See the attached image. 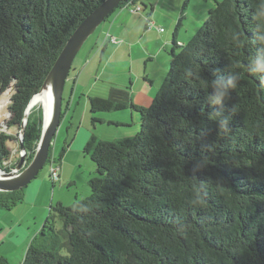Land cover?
Wrapping results in <instances>:
<instances>
[{
    "label": "trees",
    "instance_id": "1",
    "mask_svg": "<svg viewBox=\"0 0 264 264\" xmlns=\"http://www.w3.org/2000/svg\"><path fill=\"white\" fill-rule=\"evenodd\" d=\"M103 1L0 0V91L15 83L10 127L21 128L67 40ZM262 3L216 0L186 44L174 40L170 68L149 106L115 86L107 97L89 98L93 113L139 112L141 129L116 141L90 138L85 151L97 166L91 194L53 205L21 264H264V80L249 70ZM125 6L142 10L134 0L117 9ZM233 69L239 79L221 109L230 117L223 130L209 82ZM8 102L0 100V123ZM41 107L32 108L25 127L26 165L41 137ZM10 139L0 130L2 168ZM47 163L60 175L52 146ZM23 197L24 188L0 191V207L12 209ZM0 264H9L2 254Z\"/></svg>",
    "mask_w": 264,
    "mask_h": 264
},
{
    "label": "crops",
    "instance_id": "2",
    "mask_svg": "<svg viewBox=\"0 0 264 264\" xmlns=\"http://www.w3.org/2000/svg\"><path fill=\"white\" fill-rule=\"evenodd\" d=\"M213 1L134 0L136 4L142 5L141 11L133 12L126 6L117 9L111 18L103 23L99 42L102 35L105 36L108 33L116 37L118 41L114 43L105 39L102 45L96 46L92 52H89L90 55L85 60L80 57L76 66L77 70L72 78L74 81L68 100V109L73 105L78 94H82L88 99L87 93H90V96H93L91 93H96L95 96L107 97L110 91L108 87L111 86L128 89L134 103L148 106L155 97L160 82L168 73L169 52L174 46V40L176 39L180 45L186 44L207 18L208 11L213 7ZM195 9L201 10L200 14L203 16H197ZM149 21L153 23L152 26L149 25ZM179 21L180 24L176 32L175 29ZM160 28H164V30L161 31ZM106 50H110V53L104 58ZM165 52L166 58L163 57ZM149 64L152 66H148ZM158 65H161L162 74L157 69ZM96 76H100V79L94 81ZM103 77L106 81L103 80ZM99 81L104 83V86L99 89L105 88L102 92L96 89ZM84 102L87 103V101ZM131 116L135 117L133 112H131ZM109 117L111 119L109 122L116 126L125 123L128 125V116L125 114L109 115ZM101 120V123L106 121L105 118ZM65 169L66 165L61 166L60 178L56 181L51 179L53 183L63 181L65 184L67 180H71L70 174L67 170L65 172ZM47 179H50L48 175H46L45 181L40 180L39 183H35L36 185H32L26 198L24 194V198L28 202L38 199L45 184L48 186L46 189L48 191L50 184ZM43 202L41 200L38 203L46 207L45 201ZM59 202L65 203L62 198ZM7 228V235L20 237L23 231L26 232L21 229L22 232L20 233L19 230L15 229L16 226Z\"/></svg>",
    "mask_w": 264,
    "mask_h": 264
},
{
    "label": "rangeland",
    "instance_id": "3",
    "mask_svg": "<svg viewBox=\"0 0 264 264\" xmlns=\"http://www.w3.org/2000/svg\"><path fill=\"white\" fill-rule=\"evenodd\" d=\"M220 1L222 0H218V2ZM215 4L216 1H213L212 6ZM114 12L106 19V21L111 18ZM195 13L199 17L203 16L200 14L201 10L199 9H195ZM103 23L85 42L78 53L79 57L77 56L78 58H76L74 61V66L78 65L80 57H83V60H85L87 56L90 55L89 52H92L96 46L102 45L105 39L107 41V37L112 36L110 33L106 34L105 36L102 35L101 41L99 42ZM109 53L110 50H106L104 58H106ZM164 56L165 58L167 57L166 52L163 53V57ZM148 66H152V64H149ZM168 67L170 68V64ZM157 69L159 70L160 74H162L161 65H158ZM73 75L74 72H71L65 84L62 107V113H64V116L61 119L60 126L58 127L52 142V156L57 159V164L59 163L60 167L66 165L65 172L67 170L71 176V180H67L65 184H63V181L53 183L50 177V165L46 163L39 176L24 188V194L26 198L27 193L30 192L32 185L39 183L40 180L45 181L44 179L46 178V175L50 177V179H47V182L50 184L48 191H46L48 186L45 184L42 191H40L38 199L28 202L27 199L23 197V200L17 203V205L12 209L0 207V254L7 258L9 264H21L29 244L32 242L35 234H37L43 227L51 212V207L56 205L60 201V198L64 199L65 205H69L76 200L83 199L91 194V186L89 182L93 177L97 176V166L92 159V154L85 151V147L90 138L94 135L97 141H116L120 138L133 137L141 129V118L139 112L131 109H123L119 111L93 113L88 103V97L85 98L82 96V94L77 95L73 105H71V107L68 109V100L72 91V82L74 81L72 79ZM165 77L163 78L162 82H160V86L164 82ZM99 79L100 76H96L94 81ZM103 80L106 81L104 77ZM13 83L6 91H0V100L4 97L9 98L7 106L9 110V116L4 118L3 122L0 123V130L12 135V139L8 141L10 155L3 161L4 170L5 168H9L10 170L15 168L16 164L21 158L20 142L18 141L20 138V127L19 125L11 127L8 125V121L12 118V112H10L9 105L11 103L10 98L14 93L15 86ZM103 86L104 83L99 81L96 89L99 90ZM103 90H105V88L99 90V92H102ZM89 94L90 93H87L86 96H89L90 98L91 96ZM95 94L96 93H91V95ZM84 101H87L88 104ZM151 103L152 100L149 105ZM38 106L41 107V103H37L36 107ZM32 111L33 109L31 110L30 114ZM131 112L134 113V118L131 116ZM119 114H125L128 116V125L125 123L124 125L116 126L115 124L109 122L111 120L109 119V115ZM93 118H105L106 121L101 123L94 121ZM4 124L6 125L4 126ZM64 149L65 152L62 157L61 154ZM22 155H24V153H22ZM68 166H70V168H68ZM10 170L6 169V171ZM41 200L42 202L45 201V204L47 205L46 207H44L42 204L39 205L40 203L38 202H41ZM33 212L34 214H32ZM58 223L61 224L60 220H58ZM10 226H16L15 229L19 230L20 233L22 232L21 229H24L26 232L23 231V234L20 237L17 235H7L6 230L8 229L7 227Z\"/></svg>",
    "mask_w": 264,
    "mask_h": 264
},
{
    "label": "water",
    "instance_id": "4",
    "mask_svg": "<svg viewBox=\"0 0 264 264\" xmlns=\"http://www.w3.org/2000/svg\"><path fill=\"white\" fill-rule=\"evenodd\" d=\"M123 1L104 0L78 25L67 40L57 60L47 74L41 90L33 95L26 108L19 138L20 148L24 155L21 156L15 168L10 171L4 170L0 165V191L23 189L35 180L44 169L50 155L53 138L56 135L62 119L63 93L73 63L88 38L94 34L97 28L106 21ZM13 84L15 86V83ZM45 89H49L52 94V112L48 117L43 107L41 137L32 161L26 165L25 156L27 151L23 144L25 127L28 122L31 107H33V99ZM10 101H12V97Z\"/></svg>",
    "mask_w": 264,
    "mask_h": 264
},
{
    "label": "clouds",
    "instance_id": "5",
    "mask_svg": "<svg viewBox=\"0 0 264 264\" xmlns=\"http://www.w3.org/2000/svg\"><path fill=\"white\" fill-rule=\"evenodd\" d=\"M258 17L264 19V3L260 6ZM233 39L239 43L238 36L234 35ZM253 39L259 44V47L256 55L249 62V70L252 73L261 74V79L264 80V23L257 24ZM215 71L219 73L218 69ZM238 79L239 72L233 69L227 76L217 74L215 79L209 82L211 91L208 100L211 105L220 106L216 109L215 114L218 117L219 127L223 130L228 129L230 117L224 114L221 109L230 96V90L236 86Z\"/></svg>",
    "mask_w": 264,
    "mask_h": 264
},
{
    "label": "bare ground",
    "instance_id": "6",
    "mask_svg": "<svg viewBox=\"0 0 264 264\" xmlns=\"http://www.w3.org/2000/svg\"><path fill=\"white\" fill-rule=\"evenodd\" d=\"M37 103H41L42 107H44L47 116L49 117L51 112H52V94L51 91L49 89H45L43 92H41L40 94H38L34 99H33V107L37 104ZM31 107V110L32 108ZM43 109V110H44ZM6 124H4L5 126ZM1 175V173H0Z\"/></svg>",
    "mask_w": 264,
    "mask_h": 264
},
{
    "label": "built area",
    "instance_id": "7",
    "mask_svg": "<svg viewBox=\"0 0 264 264\" xmlns=\"http://www.w3.org/2000/svg\"><path fill=\"white\" fill-rule=\"evenodd\" d=\"M141 10V7L140 6H137L133 11H139ZM161 31H163L164 29L163 28H160ZM113 40H115L113 38ZM23 152H21L22 154ZM59 168L57 167H53L52 164H51V167H50V175H51V178L52 180H58L60 178V175H59Z\"/></svg>",
    "mask_w": 264,
    "mask_h": 264
}]
</instances>
